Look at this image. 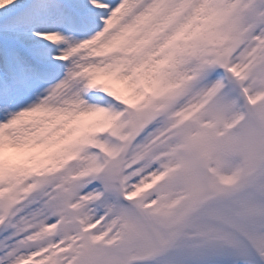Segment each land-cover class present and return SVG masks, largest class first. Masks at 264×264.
<instances>
[{"label":"snow or ice","instance_id":"6c2138e0","mask_svg":"<svg viewBox=\"0 0 264 264\" xmlns=\"http://www.w3.org/2000/svg\"><path fill=\"white\" fill-rule=\"evenodd\" d=\"M198 95L264 99V0H0V264H131L153 140ZM167 264H264V238Z\"/></svg>","mask_w":264,"mask_h":264},{"label":"rangeland","instance_id":"374dc122","mask_svg":"<svg viewBox=\"0 0 264 264\" xmlns=\"http://www.w3.org/2000/svg\"><path fill=\"white\" fill-rule=\"evenodd\" d=\"M233 101L198 95L170 110L153 142L170 130L176 136L152 151V161L157 152L171 151L175 140L182 150L165 172L154 164L159 176L145 227L130 247L131 262L138 261L133 264H167L178 253L194 256L190 252L230 245L236 231L264 238V165L250 176L264 159V99L247 101L248 115L239 126ZM185 104L187 110L178 114ZM200 105L199 118H186Z\"/></svg>","mask_w":264,"mask_h":264},{"label":"bare ground","instance_id":"6f19581e","mask_svg":"<svg viewBox=\"0 0 264 264\" xmlns=\"http://www.w3.org/2000/svg\"><path fill=\"white\" fill-rule=\"evenodd\" d=\"M195 101H196V98L192 99L191 104L194 105ZM215 101H216V99H214V100L210 103V105H211L212 103H214ZM210 105H209L207 108H209ZM187 108H188V107H186V106H182L178 112H179V113L184 112V111L187 110ZM207 108L205 109V111H207ZM201 110H202V108H201V109L198 108L197 110L192 111V112H191V113H193L192 116L195 117V118H199V114H200ZM205 111H204V112H205ZM227 112H228V111H227ZM175 133H176L175 131H174V132L171 131L170 133H167V134L163 137V139H161V141L158 140V139H157L156 141H154L153 144H152V151L155 150L156 148H160L161 146L166 145V144L168 143L169 139L171 140V138H173V137L176 136ZM177 151H179V149H175V150H174V152H177ZM161 154H162V151L157 152L156 155H154V159H156L157 157H158V159L155 160V161H152V162H153V164H155V163L157 162V163H158V166H159V170H161L162 172H165V171H166V168H164V167L167 166V163L170 162V161L172 160V158H171L172 156H173V157H176V156H175L176 154L174 153L173 155H171V154H167V152L163 153V154H165V155H161ZM173 159H174V158H173ZM174 160H175V159H174ZM174 160H173V161H174ZM159 163H163L164 166H163V167L160 166Z\"/></svg>","mask_w":264,"mask_h":264}]
</instances>
